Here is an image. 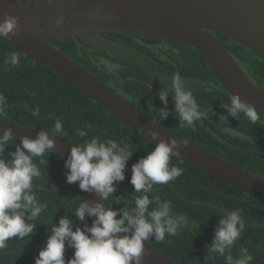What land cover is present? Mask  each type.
Listing matches in <instances>:
<instances>
[{"label":"trees","instance_id":"16d2710c","mask_svg":"<svg viewBox=\"0 0 264 264\" xmlns=\"http://www.w3.org/2000/svg\"><path fill=\"white\" fill-rule=\"evenodd\" d=\"M215 35L227 46L248 77L264 86V61L227 35ZM101 36L107 42L137 52L143 63L122 58L102 45L91 44L85 35L46 41L176 133L264 178V112L257 109L260 120L255 125L242 113L238 117L231 116L223 107L230 104L231 94L221 85L199 50L155 36L124 33ZM11 52L19 57V64L15 67L5 63ZM177 72L205 113L191 127L181 126L171 92L167 97L169 115L158 119L159 111L164 107L159 92L171 86L172 76ZM0 93L7 98L5 115L1 118L12 123L51 130L55 120L61 119L65 133L62 135L76 145L95 135H99L101 141L114 139L128 143L133 155L127 161L124 180L115 183V191L108 200L99 199L105 207L111 206L113 210L131 211L135 207L134 199L141 193H136L130 183L131 168L156 144L110 113L70 80L1 39ZM36 108H39V116L32 115ZM81 128L88 132L87 136L78 135L77 129ZM22 139L13 137L14 143L4 147L3 158L10 160V153L16 150ZM40 160L44 163L40 164ZM65 160L51 149L42 157L33 158L41 172L39 177L33 178V191L47 208L36 220L29 221L35 224L33 233L22 240L13 237L5 249H0V264H35L52 225H58L64 216L73 221V230L91 226L90 217L81 221L75 215V208L83 198L78 182H66L69 170L65 167ZM170 164L181 167L183 174L167 185H154L148 195L150 199L159 196L161 200L171 201L173 214L185 216L187 223L175 236L166 235L165 240L159 243L150 237L145 246L178 264H226L223 256L209 253L208 246L224 212L239 208L246 226L231 254L236 257L240 248H247L253 256L251 264H264V200L175 156ZM156 206L149 205V211ZM73 254L74 249L66 245V261Z\"/></svg>","mask_w":264,"mask_h":264},{"label":"clouds","instance_id":"9594fccd","mask_svg":"<svg viewBox=\"0 0 264 264\" xmlns=\"http://www.w3.org/2000/svg\"><path fill=\"white\" fill-rule=\"evenodd\" d=\"M18 30L19 18L5 13L0 20V39L14 37ZM5 63L15 67L19 64V57L11 52ZM169 92L173 94L174 111L181 126L191 127L204 117L205 113L200 110L192 91L186 88L185 80L177 72L172 76L171 86L159 92L164 107L160 109L158 119L169 115ZM6 107L7 98L0 93V117L5 115ZM223 107L233 117L242 113L254 125L260 120L257 108L242 100L238 94L231 95L230 104ZM39 114V108L32 112L33 116ZM51 131L65 134L61 119L55 120ZM77 132L80 137L88 135L82 128ZM150 135L154 140L160 136L155 130H150ZM10 143L14 140L12 129L8 128L0 133V249H5L13 237L22 240L33 233L35 224L29 221L36 220L46 210L47 205L41 203L33 191V178L41 175L33 158L42 157L54 145L49 135L42 131L35 139L23 138L16 150L10 153L11 159L6 160L3 158L4 147ZM184 145L187 146V143L184 142ZM132 155L130 145L124 141H101L99 135L92 136L90 140L71 148L65 160V167L69 170L66 182H78L79 189L95 191L101 200L106 201L115 191V183L124 180L126 164ZM173 156L181 157L180 140L169 136L160 139L153 150L132 165L130 183L135 192L141 194L135 197V207L131 211L113 210L103 203L90 205L80 200L75 208L79 220L92 216L96 219L91 226L85 225L83 229L75 227L73 230V221L68 216L61 218L58 225H52L35 264H143L144 245L150 237L157 243L163 242L166 235L175 236L187 223L185 216L173 214L171 201L161 200L159 196L150 199L148 195L154 185H167L183 174L181 167L170 164ZM151 204L157 206L149 211ZM241 211L237 208L224 212L208 246V252L223 256L226 264H251L253 260L247 248H240L236 257L231 254L246 226ZM66 245L74 249L73 256L67 261Z\"/></svg>","mask_w":264,"mask_h":264},{"label":"water","instance_id":"95a60500","mask_svg":"<svg viewBox=\"0 0 264 264\" xmlns=\"http://www.w3.org/2000/svg\"><path fill=\"white\" fill-rule=\"evenodd\" d=\"M19 18L17 35L1 39L44 64L92 97L110 113L154 144L169 136L180 140L181 161L201 169L245 193L264 200V178L176 133L90 73L46 39L138 34L174 40L199 50L231 94L264 112V86L253 82L215 33L227 35L264 61V0H0V20ZM35 139L46 132L51 150L66 160L76 144L48 129L12 123L0 117V133ZM150 130L160 136L152 139ZM187 143V146L184 145ZM83 201L101 203L95 191H82ZM92 222L95 216L90 217ZM143 264H178L145 246Z\"/></svg>","mask_w":264,"mask_h":264},{"label":"rangeland","instance_id":"374dc122","mask_svg":"<svg viewBox=\"0 0 264 264\" xmlns=\"http://www.w3.org/2000/svg\"><path fill=\"white\" fill-rule=\"evenodd\" d=\"M89 38H87V41L91 44H98L102 45L107 48L109 52H112L113 54H118L122 58H127L128 60H132L137 63H143L142 58L137 52H134L133 50L120 47L119 45L113 44L110 41L107 42L104 37L101 35H89ZM109 64V62H107Z\"/></svg>","mask_w":264,"mask_h":264}]
</instances>
